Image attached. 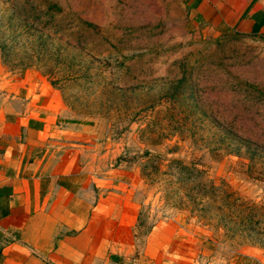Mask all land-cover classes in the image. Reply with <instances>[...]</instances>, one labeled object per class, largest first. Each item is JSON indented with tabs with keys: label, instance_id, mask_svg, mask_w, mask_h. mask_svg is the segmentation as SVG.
<instances>
[{
	"label": "rangeland",
	"instance_id": "374dc122",
	"mask_svg": "<svg viewBox=\"0 0 264 264\" xmlns=\"http://www.w3.org/2000/svg\"><path fill=\"white\" fill-rule=\"evenodd\" d=\"M0 63L58 91L100 166L136 171L141 226L178 220L218 259L264 252V38L179 0H0Z\"/></svg>",
	"mask_w": 264,
	"mask_h": 264
},
{
	"label": "crops",
	"instance_id": "0c3cea01",
	"mask_svg": "<svg viewBox=\"0 0 264 264\" xmlns=\"http://www.w3.org/2000/svg\"><path fill=\"white\" fill-rule=\"evenodd\" d=\"M179 2L216 34L264 38V0ZM62 113L38 73L0 63V264H264L256 247L212 256L175 219L141 226L136 171L100 166L93 135Z\"/></svg>",
	"mask_w": 264,
	"mask_h": 264
}]
</instances>
